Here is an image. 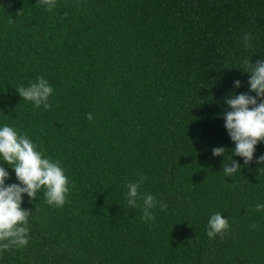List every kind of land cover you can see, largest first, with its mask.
I'll list each match as a JSON object with an SVG mask.
<instances>
[{"label":"trees","instance_id":"16d2710c","mask_svg":"<svg viewBox=\"0 0 264 264\" xmlns=\"http://www.w3.org/2000/svg\"><path fill=\"white\" fill-rule=\"evenodd\" d=\"M55 5L0 0V128L58 162L69 188L63 206L44 188L23 194L28 243L0 250V264H264V141L244 166L223 117L250 88L243 62L264 59V0ZM38 77L53 88L48 109L16 91ZM231 159L241 171L226 177ZM0 166L6 186L19 183ZM141 178L130 207L127 185ZM145 194L158 201L146 222ZM216 213L229 227L209 238Z\"/></svg>","mask_w":264,"mask_h":264},{"label":"clouds","instance_id":"9594fccd","mask_svg":"<svg viewBox=\"0 0 264 264\" xmlns=\"http://www.w3.org/2000/svg\"><path fill=\"white\" fill-rule=\"evenodd\" d=\"M42 5H47L51 11L56 5L55 0H39ZM23 10L18 11L17 15L22 14ZM254 37L251 33L245 34L243 43L246 47H251ZM243 72L250 73L248 92L233 93L226 99L228 110L223 113L225 128L230 139L234 142L235 148L232 156L244 158V166H248L253 160L256 145L264 141V59L255 63L252 61L243 62ZM241 86L240 80L234 81V87ZM17 93L24 100L34 102L36 108L42 104L45 109L50 108L47 103L53 88L43 77H38L37 81L28 87L21 86L16 89ZM256 93L255 96L249 93ZM258 100L260 101L258 103ZM92 119V115H88ZM226 149L216 147L212 149L214 157L224 156ZM0 156L8 166L14 170L18 184L5 185V180L9 178V172L0 166V241L7 243L0 244V250H7L9 247L25 246L28 243L27 225L29 210L21 208L22 196L27 194L29 198H36L38 190L44 188V196L49 205L63 206L65 195L68 193V178L65 176L58 162H51L49 158L42 157V153L37 151L34 144L26 135H18L10 126L5 125L0 128ZM231 156V157H232ZM258 164H264V155L257 158ZM241 165L234 159L229 164H222V171L226 177H230L238 170ZM144 178L136 183L127 185V199L130 207H135L138 189L143 183ZM158 203L151 194L143 196V217L145 222L153 220L154 216L150 211ZM161 209L167 207L160 205ZM264 205L257 204L256 210L260 211ZM229 227L228 219L220 213L212 215L208 222L207 235L209 238L223 233ZM255 227V225H253Z\"/></svg>","mask_w":264,"mask_h":264}]
</instances>
